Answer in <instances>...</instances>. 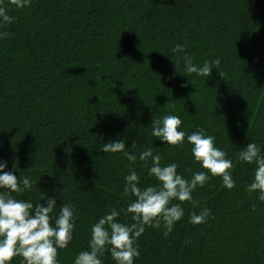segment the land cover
<instances>
[{
  "label": "trees",
  "instance_id": "1",
  "mask_svg": "<svg viewBox=\"0 0 264 264\" xmlns=\"http://www.w3.org/2000/svg\"><path fill=\"white\" fill-rule=\"evenodd\" d=\"M2 3L13 20L0 24L10 34L0 40V160L33 181L13 197L35 203L41 193L54 196L57 212L72 204L75 227L58 249L60 264L87 248L91 225L109 209L132 223L124 209L134 198L123 194L129 162L103 153V143L123 139L136 154L152 147L186 179L207 171L189 144L152 137V119L169 113L186 134L203 129L214 137L233 162L235 186L226 189L212 176L193 191L197 208L211 210L203 224L190 222L192 203L173 200L183 217L166 236L163 227L145 226L134 264H264V201L246 190L255 164L238 156L249 142L264 154V0H30L20 9ZM178 44L183 52L172 51ZM185 53L196 65L217 57L220 64L197 77L184 71ZM131 167L141 188L157 183L143 162ZM102 259L114 264L107 250Z\"/></svg>",
  "mask_w": 264,
  "mask_h": 264
},
{
  "label": "clouds",
  "instance_id": "2",
  "mask_svg": "<svg viewBox=\"0 0 264 264\" xmlns=\"http://www.w3.org/2000/svg\"><path fill=\"white\" fill-rule=\"evenodd\" d=\"M17 9L27 7L30 0H11ZM13 17L0 0V24L11 23ZM6 31H0V40L8 37ZM183 45H176L173 52H183ZM184 71L197 77L207 78L212 69L220 64L217 57L211 62L204 60L196 65L187 53L183 56ZM222 77V73L219 74ZM182 120L175 114H164L151 122V135L168 146H191L194 162L207 171L193 172L186 179L177 171V163H161V155L154 153L152 147H146L138 154L126 150L123 139L103 143V153H120L129 162L128 174L124 176L123 194L134 199L127 203L124 211L130 214L132 223L121 222L119 212L111 208L101 215L90 227L87 248L79 251L72 264H104L102 257L105 250L114 264H134L139 256L136 239L144 232L145 226L154 229L163 227V234L168 235L173 226L181 220L184 209L173 200L188 201L197 208L192 193L197 187H203L212 176H219L226 189H232L235 181L231 172V159L223 149L214 144V137L197 129L188 134L181 128ZM135 141L132 147L135 148ZM239 160L255 164L252 180L246 190L258 192V199L264 201V154L255 142H249L239 150ZM137 160L147 166V175L157 182L154 185L140 187V176L131 167ZM6 162L0 160V264H10L13 257H20V264H60L57 259L58 249H64L72 240L75 227L74 208L71 203L59 205L57 198L45 197L41 193L39 201L18 199L11 193H24L32 188L33 181L25 176L18 178L13 171H6ZM15 168V164H13ZM35 205V206H34ZM211 216L208 207H198L190 213V222L194 225L206 223Z\"/></svg>",
  "mask_w": 264,
  "mask_h": 264
}]
</instances>
